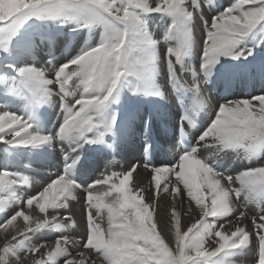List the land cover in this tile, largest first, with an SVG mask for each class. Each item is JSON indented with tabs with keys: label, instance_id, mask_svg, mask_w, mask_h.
Listing matches in <instances>:
<instances>
[{
	"label": "snow or ice",
	"instance_id": "1",
	"mask_svg": "<svg viewBox=\"0 0 264 264\" xmlns=\"http://www.w3.org/2000/svg\"><path fill=\"white\" fill-rule=\"evenodd\" d=\"M258 52L264 0H0V264H264ZM132 142L139 161L115 170ZM57 151L62 167L22 192L14 166Z\"/></svg>",
	"mask_w": 264,
	"mask_h": 264
},
{
	"label": "bare ground",
	"instance_id": "2",
	"mask_svg": "<svg viewBox=\"0 0 264 264\" xmlns=\"http://www.w3.org/2000/svg\"><path fill=\"white\" fill-rule=\"evenodd\" d=\"M221 2H226V0H221ZM152 28L155 31H159L160 28H162V25H157V23L152 24ZM200 38V25L199 21H197V30H196V39L199 40ZM83 43L82 40H80L79 37L74 38L71 40L69 47L75 46L77 42ZM65 44V38H62L61 41L58 43V47H63ZM264 55V53H257V59L259 60L260 56ZM39 59V58H38ZM42 63V61H40ZM163 80V77H162ZM262 87L261 81L259 79L255 80H249L248 82L244 84H236L232 90L230 95L232 96H239V95H247L250 93H258L260 88ZM221 92H223V89L221 88ZM178 110V105L175 103L173 104L169 117H168V125L165 127L164 125H157V133H158V139L161 144H163L164 148L167 150L172 147V145L175 143V138L173 137V126L176 123V111ZM50 118L52 121L56 120L55 112L50 110L49 112ZM206 118V117H205ZM164 154L163 153H157V159H163ZM140 158V153L137 148V142H132L129 145H127L120 153L115 155L114 157L110 156L109 159L112 161V167L115 168V170H120L121 167L127 168L129 165L133 163H137ZM31 160L37 161V168L34 169L31 163L30 168H25L24 164L28 163L29 161L25 159L23 162L18 163L14 167L16 170L20 171L23 175L28 176L30 179V186H26L24 189H22V192L24 193H35V191L40 187L41 184H43L48 178L53 177L56 172L62 167V157L58 153V151L51 155H46L44 157L37 156L35 158H32ZM242 161L238 160L236 157H232L230 162L231 166H239ZM243 163V162H242ZM88 162L86 161V166ZM104 168V162L100 163V170H103ZM98 175V173H96ZM94 178V176H93ZM150 177L145 173V170L141 167L139 172L137 174H134V183L136 181H139L144 186H147L148 180ZM81 203L72 202V207L70 214L73 216V219L76 220L79 227L77 229L70 230L71 234L73 236H79L80 233L83 231L84 228V221L82 217V208ZM167 198H163L160 200V217L163 221L164 213L167 210ZM41 238V237H39ZM48 237H43L41 239H45ZM239 260L243 261L246 260L247 257L241 256L238 257Z\"/></svg>",
	"mask_w": 264,
	"mask_h": 264
},
{
	"label": "rangeland",
	"instance_id": "3",
	"mask_svg": "<svg viewBox=\"0 0 264 264\" xmlns=\"http://www.w3.org/2000/svg\"><path fill=\"white\" fill-rule=\"evenodd\" d=\"M61 40H62V38H61ZM60 40V41H61ZM163 80H162V77H161V82H162ZM41 158V157H40ZM164 158V157H163ZM31 163H32V166L34 167V169H36L38 166H37V161H33V160H31ZM242 163V162H241ZM240 163V164H241ZM250 214H251V212H250ZM41 238H43V237H41ZM41 238H39V237H37V239H41Z\"/></svg>",
	"mask_w": 264,
	"mask_h": 264
}]
</instances>
